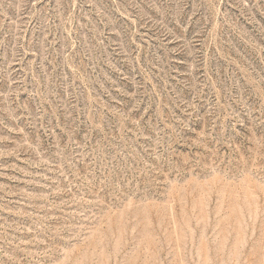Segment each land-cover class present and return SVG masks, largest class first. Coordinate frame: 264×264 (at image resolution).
Returning <instances> with one entry per match:
<instances>
[{
    "label": "rangeland",
    "instance_id": "1",
    "mask_svg": "<svg viewBox=\"0 0 264 264\" xmlns=\"http://www.w3.org/2000/svg\"><path fill=\"white\" fill-rule=\"evenodd\" d=\"M0 264H264V0H0Z\"/></svg>",
    "mask_w": 264,
    "mask_h": 264
}]
</instances>
